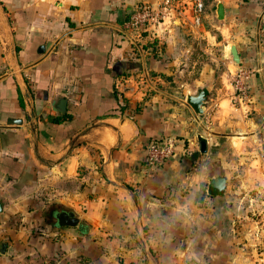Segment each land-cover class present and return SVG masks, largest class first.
I'll list each match as a JSON object with an SVG mask.
<instances>
[{
  "label": "crops",
  "instance_id": "1",
  "mask_svg": "<svg viewBox=\"0 0 264 264\" xmlns=\"http://www.w3.org/2000/svg\"><path fill=\"white\" fill-rule=\"evenodd\" d=\"M139 1L0 0V264H264V0H200L199 24L197 0H173L132 37ZM165 138L149 171L145 145Z\"/></svg>",
  "mask_w": 264,
  "mask_h": 264
},
{
  "label": "built area",
  "instance_id": "2",
  "mask_svg": "<svg viewBox=\"0 0 264 264\" xmlns=\"http://www.w3.org/2000/svg\"><path fill=\"white\" fill-rule=\"evenodd\" d=\"M180 6L173 0H160L151 3L148 0H140L123 23V31L130 33L132 37H142L152 25H157L166 19L171 13L178 12ZM193 21L200 23L204 13L202 1L197 0L193 7ZM253 72L244 66L236 69L232 77L233 94L231 102L234 106H241L250 98V78ZM175 140L165 138L149 140L144 148V164L149 171H154L174 153Z\"/></svg>",
  "mask_w": 264,
  "mask_h": 264
},
{
  "label": "water",
  "instance_id": "3",
  "mask_svg": "<svg viewBox=\"0 0 264 264\" xmlns=\"http://www.w3.org/2000/svg\"><path fill=\"white\" fill-rule=\"evenodd\" d=\"M217 17L219 19L223 18V8L220 4L217 5ZM228 53L231 55L232 60L234 63L239 64L240 59L239 55L236 51L235 45L230 44L228 47ZM58 108L57 111L59 112H64L66 108V100L62 97H59L58 99ZM187 103L192 107L194 112L197 115H202L204 113L205 109V93L203 90H199L197 93L193 95H188L186 97ZM197 141L199 143V151L204 154L207 151V140L204 136L198 135L197 136ZM226 189V178L220 175L213 176L210 178L208 185H207V193L208 195L214 196V195H220L225 192ZM0 210H1V205H0ZM64 223L77 226L78 229L81 232H88L89 227L84 223V222H79V219L77 217H67L64 219ZM4 246V245H3Z\"/></svg>",
  "mask_w": 264,
  "mask_h": 264
}]
</instances>
